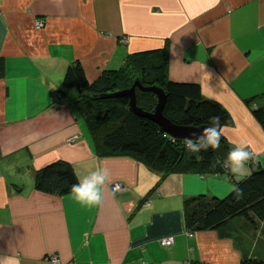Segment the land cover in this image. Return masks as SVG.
<instances>
[{"label":"crops","instance_id":"0c3cea01","mask_svg":"<svg viewBox=\"0 0 264 264\" xmlns=\"http://www.w3.org/2000/svg\"><path fill=\"white\" fill-rule=\"evenodd\" d=\"M161 48L168 79L198 84L221 105L230 116L221 128L230 150L244 144L264 167V127L251 109L264 104V0H0V264L264 259V218L256 228L234 219L225 236L184 225L185 198H222L240 179L227 169L164 174L131 157L98 156L77 89L62 86L75 60L93 82L128 55ZM56 161L76 179L107 169L102 203L85 208L71 194L37 191L34 173ZM116 182L122 188L113 191ZM167 237L169 247L160 242Z\"/></svg>","mask_w":264,"mask_h":264},{"label":"trees","instance_id":"16d2710c","mask_svg":"<svg viewBox=\"0 0 264 264\" xmlns=\"http://www.w3.org/2000/svg\"><path fill=\"white\" fill-rule=\"evenodd\" d=\"M165 50L154 49L130 54L117 69L104 70L93 82H88L81 63H70L64 72L63 88L78 92L76 108L84 118L100 157L127 156L164 174L197 170L201 173L222 174L224 160L230 148L222 135L221 146L193 154L184 148V141L174 140L146 117L133 113L125 96L103 97L129 88L135 79L143 86L161 87L166 94L163 114L178 125H208L211 117H218L221 128L230 124L228 112L216 102L202 96L198 84L170 81L167 77ZM4 65L0 58V78ZM136 104L144 111H153L156 96L136 89ZM245 101L251 105L255 99ZM251 106L254 118L264 127V104ZM249 174L233 183L240 190L224 197L198 194L183 201V221L190 232L213 230L225 236L224 229L234 219H245L256 228L264 218V167L249 162ZM37 191L63 196L77 182L71 166L62 161L49 163L34 173ZM240 264H264V259H243Z\"/></svg>","mask_w":264,"mask_h":264},{"label":"clouds","instance_id":"9594fccd","mask_svg":"<svg viewBox=\"0 0 264 264\" xmlns=\"http://www.w3.org/2000/svg\"><path fill=\"white\" fill-rule=\"evenodd\" d=\"M194 138L188 137L184 140V148L193 154L218 149L221 146L222 133L220 131V121L218 117H211L209 124L193 134ZM253 159V154L244 144L235 145L227 154L223 166L237 180L249 174V162ZM109 183L107 169L97 167L84 176H77V182L70 187V194L74 201L85 208L98 207L104 198L105 185ZM232 190L240 194L236 185H232Z\"/></svg>","mask_w":264,"mask_h":264},{"label":"water","instance_id":"95a60500","mask_svg":"<svg viewBox=\"0 0 264 264\" xmlns=\"http://www.w3.org/2000/svg\"><path fill=\"white\" fill-rule=\"evenodd\" d=\"M136 89L140 91L151 92L156 96L157 102H156V105L153 111L151 112L144 111L137 106L136 95H135ZM102 96L103 97H107V96L127 97L128 107L133 113L141 117H146L150 119L151 121L156 123L166 135H168L170 138L174 140L184 141L185 138H188V137L194 138L193 134L198 133L200 130H202L204 127L207 126V125L186 126V125H178V124L173 123L163 114V110L165 107V101H166V94L164 90L161 87H158L155 85L143 86L139 82L138 79H135L132 85L127 89H123L115 93L102 95Z\"/></svg>","mask_w":264,"mask_h":264},{"label":"built area","instance_id":"2783aa9c","mask_svg":"<svg viewBox=\"0 0 264 264\" xmlns=\"http://www.w3.org/2000/svg\"><path fill=\"white\" fill-rule=\"evenodd\" d=\"M35 25H36V27H41V25H42V21H41V20H37V21L35 22ZM125 40H126V38H123V42H124ZM251 153H252V152H251ZM121 188H122V185H121V183H119V182L112 183V184L110 185V189L113 190V191L119 190V189H121ZM147 204H148V203H147ZM160 242H161V244H162L163 246H165V247H169V246H171L173 240H172L171 237H167V238L162 239ZM50 258H51L53 261H56V259H55L54 256H51Z\"/></svg>","mask_w":264,"mask_h":264}]
</instances>
